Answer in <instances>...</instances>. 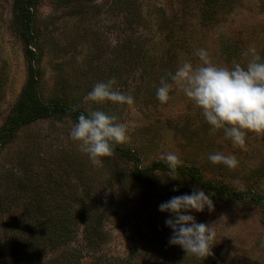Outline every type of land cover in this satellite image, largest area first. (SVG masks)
Instances as JSON below:
<instances>
[{"label":"rangeland","instance_id":"rangeland-1","mask_svg":"<svg viewBox=\"0 0 264 264\" xmlns=\"http://www.w3.org/2000/svg\"><path fill=\"white\" fill-rule=\"evenodd\" d=\"M31 12L38 38L33 50L40 99L64 100L86 114L99 110L115 115L128 128V141L118 146L129 151L130 158L112 156L102 166H93L70 139L75 123L50 118L22 128L2 149L0 175H29L22 165L25 160L39 158L43 164L62 155L61 170L51 169L64 189L68 182L61 171L67 169V159L75 160L93 180L102 178L94 183L108 205L100 253L110 259L131 255L130 260L141 264H165L160 245L168 243L172 233L158 206L194 188L204 190L212 196L214 211L192 214L198 223L214 224L212 250L224 253L233 264H264V136L249 134L244 148L234 146L222 131H210L201 111L177 86L167 103L156 98L167 73H174L185 60L199 63L194 55L198 48L226 67L246 65L248 58L242 53L249 46L264 58V0H236L215 23L203 19L199 0H34ZM14 15L13 1L0 0V127L27 79L28 62ZM113 77L120 92L134 97L132 105L85 101L98 82ZM170 152L179 157L181 167L198 169L214 187L195 183L186 176L190 173L173 175L170 170L155 171L150 181L128 175L138 167L166 163ZM215 152L234 155L237 167L212 164L208 156ZM44 167H39L40 175ZM2 187L4 183L0 192ZM257 195L263 197L261 202L254 200ZM17 220L16 212L0 218V264H47L55 254L31 261L18 254L12 237L22 239L24 228L15 225ZM76 246H83L81 229Z\"/></svg>","mask_w":264,"mask_h":264},{"label":"trees","instance_id":"trees-1","mask_svg":"<svg viewBox=\"0 0 264 264\" xmlns=\"http://www.w3.org/2000/svg\"><path fill=\"white\" fill-rule=\"evenodd\" d=\"M14 20L18 27L19 37L24 44V57L27 64V79L23 90L11 108L4 123L0 127V152L7 145L12 144L19 131L31 124L50 118H68L73 123L78 122L80 114H85L81 109L69 105L64 100H52L44 103L38 95V69L37 57L33 48L36 46L37 35L33 27V13L31 7L34 0H12ZM236 0H199L200 13L205 21L217 22L218 16L224 8H232ZM75 109V111H73ZM114 157L125 160L130 158V152L118 145L115 147ZM48 158V157H47ZM45 159L43 164L38 160H25L22 165L29 175H0V186L5 184L0 192V218L11 212L19 214L16 224H22L24 234L22 239L15 240L13 244L18 254H23L28 261L44 257L47 253H53V258L47 260V264H141L130 260L132 256L124 259H110L100 253V247L104 243V221L108 212L106 202L101 194L94 188V183H100L102 178L93 180L91 175L83 173V168L70 159L66 161L67 169L61 171L67 179V187L62 189L57 177L54 176V166L58 170L64 166V162ZM65 159V158H64ZM51 160V161H50ZM44 161V160H43ZM26 163V165H24ZM74 163V168L71 164ZM47 165V166H46ZM44 167L45 174L40 175L39 167ZM170 170L167 163H152L147 168H136L131 175L138 181H150L155 171ZM171 171V170H170ZM178 173H190L195 183L211 189L214 187L211 181H207L200 175L198 169L183 168L179 166ZM261 202L260 195L253 197ZM6 225L5 227H7ZM82 231L83 246L76 245L78 230ZM154 236L155 233H153ZM15 236V235H12ZM153 236V237H154ZM161 240V239H160ZM160 258L165 264H233V262L221 252L212 250V255L197 258L186 254L180 247L163 243ZM13 250V247H12ZM85 252V253H84ZM84 254L88 262L83 263ZM36 260V259H35Z\"/></svg>","mask_w":264,"mask_h":264},{"label":"clouds","instance_id":"clouds-1","mask_svg":"<svg viewBox=\"0 0 264 264\" xmlns=\"http://www.w3.org/2000/svg\"><path fill=\"white\" fill-rule=\"evenodd\" d=\"M194 55L198 64L185 60L174 73L169 72L167 78H161L156 89L157 100L167 103L175 85L201 111L210 131H222L224 138L234 146L244 148L249 134L264 136V58L256 48L249 46L242 53L248 58L244 66L241 63L231 67L220 66L211 60L204 48L196 49ZM84 99L95 104L134 103L132 95L118 90L115 77L107 82H98ZM70 139L93 166H102L106 158L115 154L117 145L128 141L129 135L127 126L118 123L115 115L91 110L86 115H79L78 122L70 130ZM208 159L212 164L228 169L238 164L234 155L221 152L210 154ZM165 160L175 175L181 164L179 157L170 152ZM173 191L179 189L174 188ZM206 209L209 213L214 211L212 196L198 188L190 194L172 196L162 202L158 210L166 214L165 226L172 233L168 243L197 258L211 256L216 238L214 224L198 223L192 214L203 213Z\"/></svg>","mask_w":264,"mask_h":264}]
</instances>
